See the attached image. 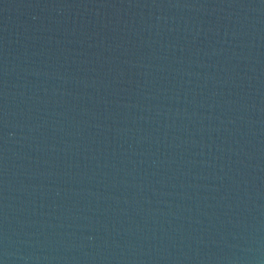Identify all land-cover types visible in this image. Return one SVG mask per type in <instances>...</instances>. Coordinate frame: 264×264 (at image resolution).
<instances>
[{"label": "water", "instance_id": "1", "mask_svg": "<svg viewBox=\"0 0 264 264\" xmlns=\"http://www.w3.org/2000/svg\"><path fill=\"white\" fill-rule=\"evenodd\" d=\"M0 264H264V0H0Z\"/></svg>", "mask_w": 264, "mask_h": 264}]
</instances>
